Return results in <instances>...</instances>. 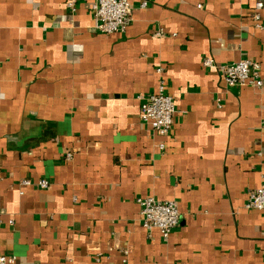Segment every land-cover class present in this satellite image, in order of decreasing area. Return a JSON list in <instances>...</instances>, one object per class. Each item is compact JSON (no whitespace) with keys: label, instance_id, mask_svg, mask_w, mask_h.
Listing matches in <instances>:
<instances>
[{"label":"crops","instance_id":"obj_1","mask_svg":"<svg viewBox=\"0 0 264 264\" xmlns=\"http://www.w3.org/2000/svg\"><path fill=\"white\" fill-rule=\"evenodd\" d=\"M92 1L72 14L66 0H0V256L264 264V210L244 206L264 184V85L230 87L202 63L251 57L264 78V5L130 0L126 29L105 34ZM161 81L176 101L166 136L139 118ZM143 196L177 203L168 238L143 226Z\"/></svg>","mask_w":264,"mask_h":264},{"label":"built area","instance_id":"obj_2","mask_svg":"<svg viewBox=\"0 0 264 264\" xmlns=\"http://www.w3.org/2000/svg\"><path fill=\"white\" fill-rule=\"evenodd\" d=\"M78 2L79 0H66V7L70 13H77ZM147 4V1L142 2V6ZM263 5L262 0L256 4L258 9L262 8ZM91 9L95 19L94 27L105 34L124 31L132 20V3L130 0H93ZM254 17L258 20L260 13L257 12ZM157 34H162V32H157ZM202 63L208 68L218 67L226 84L230 87L245 85L262 88L264 85L262 65L258 60L251 57L218 66L213 57L205 56ZM140 98V120L150 124L157 134L168 135L173 126L176 101L174 96L167 92L165 82L161 81L156 92ZM159 147L164 150V143H160ZM72 157V151L66 153V158ZM35 182L41 188H47L50 185L49 180L45 178ZM33 183L29 178L20 181L22 186ZM138 203L141 207L140 214L143 226L149 230L159 229L164 238H168L172 230L180 223L181 211L174 200H160L154 196H143L138 198ZM244 206L248 209L264 210V184L247 192ZM14 262L15 256H0V264H13ZM124 264H127L126 257Z\"/></svg>","mask_w":264,"mask_h":264}]
</instances>
